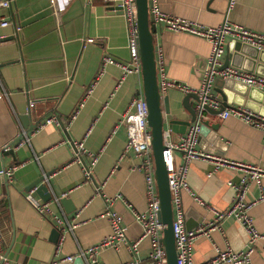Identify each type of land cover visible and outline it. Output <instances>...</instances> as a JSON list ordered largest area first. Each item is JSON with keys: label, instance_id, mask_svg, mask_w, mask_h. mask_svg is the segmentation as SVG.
Wrapping results in <instances>:
<instances>
[{"label": "crops", "instance_id": "0c3cea01", "mask_svg": "<svg viewBox=\"0 0 264 264\" xmlns=\"http://www.w3.org/2000/svg\"><path fill=\"white\" fill-rule=\"evenodd\" d=\"M156 4L164 13L206 26L227 21L264 34V0H232V4L228 0H156ZM110 7L104 0H10L8 8H0V21L11 22L0 26V37L14 36L0 41V168L16 166L12 182L3 181L0 175V230L4 250L12 262L53 264L59 257L74 255L80 248L101 241L111 232L108 220L100 216L106 196L121 195L114 209L123 217L127 237L130 241L141 237L134 214L147 206L144 173L138 168L142 161L133 152L123 153L125 129L116 124L130 100L142 93V75L131 73L122 78L118 66H102L104 54L122 61L129 59L125 19ZM15 25L20 27L18 31ZM153 25V42L166 77L197 89L210 43L160 24ZM237 41L240 42L226 34L224 47ZM224 58L225 52L222 63ZM255 69L256 72L248 73L264 77L259 67ZM166 95L170 116L188 121L190 116L181 103L184 93L170 89ZM76 109L77 114L70 121ZM28 111L34 125L49 116L56 121L37 132L32 133L35 128L28 131L29 141L15 145L14 157L1 155L4 146L25 133L19 115ZM204 119L217 125V133L224 141L222 154L209 153L264 168V135L259 130L232 116L222 118L220 114L204 113ZM184 122L176 124L177 132L171 138L188 130L191 125ZM23 138L22 135L20 140ZM81 140L89 152L98 154L89 179L84 176L81 158L75 155L74 143ZM81 157L85 164L89 163V155ZM211 170L209 161L194 160L189 164L186 181L205 202L202 206L188 192L181 191L185 223L192 225L189 229L213 220L209 206L225 210L230 204L232 192L226 181H237L239 171L222 167L207 177ZM49 172L44 183L53 195L50 206L55 212H63L70 226H74L65 230L58 243L52 242L50 236L52 220L37 214L23 196L30 183ZM260 185L264 194V177ZM63 193L66 195L62 198L70 201L68 214L54 200ZM258 194V187L250 182L245 199L251 200ZM248 213L255 229L263 233L264 200L253 205ZM199 218L202 223L197 225ZM247 240L242 226L226 217L209 230V236L195 239L193 260L204 262L225 248L243 251ZM251 246L249 264H264V240ZM149 249V240L142 238L137 256L125 246L118 251L106 248L94 264H120L134 259L146 264Z\"/></svg>", "mask_w": 264, "mask_h": 264}, {"label": "built area", "instance_id": "2783aa9c", "mask_svg": "<svg viewBox=\"0 0 264 264\" xmlns=\"http://www.w3.org/2000/svg\"><path fill=\"white\" fill-rule=\"evenodd\" d=\"M104 1L111 6L110 9L112 11H120V14L125 19L129 59L127 61H122L110 54H104L101 59L102 66L107 64L118 66L122 71V78L131 73L140 74L141 62L138 53L137 10L135 0ZM151 2L149 16L153 24H160L164 28L174 32H183L200 37L210 43V52L202 70L200 86L197 89L168 79L165 75L163 64L158 58L157 81L161 95L166 94L170 89H177L184 94L189 92L198 93L200 102L196 105V108L201 111L205 105L211 108H218L219 106L217 100L210 98L216 79H232L264 91V77L248 73L232 66L221 67V59L225 52L224 38L226 34L235 36L240 42L246 43L264 52L263 33L255 32L243 26L228 23L227 21L217 26H206L196 21L164 13L158 8L156 0H151ZM228 4H232V0H228ZM9 6L10 0H0V8H8ZM9 24H11V22L8 19H2L0 21L1 27L8 26ZM19 29L20 27L15 25V30L18 31ZM91 88L92 86L88 89L87 94L91 92ZM76 114L77 109L70 116V121L75 118ZM147 115V105L142 93H140L130 100L127 108L121 114L116 124V127L122 126L125 129L126 138L123 153L133 152L142 161L138 168L142 169L144 173L147 206L145 210L135 212L134 214L135 220L139 223L142 230L141 237L134 241H130L127 237V226L124 223L123 217L114 209V203L118 199H122L121 195L106 196L104 198L106 206L100 216L108 220L111 232L98 243L86 248H80L74 255L59 257L54 260L53 264L59 262H72L76 258H82L86 264H93L96 261L97 255L102 250L112 248L118 251L122 246H125L132 255L137 256L139 243L142 238H147L150 244L148 252L149 262L146 264H166V253L161 242L163 225L159 220V197L154 178V165L151 156V133L147 124ZM220 115L222 118H226L227 116L235 117L250 127L259 130L264 135V117L246 107L237 106L225 108ZM54 121H56L55 117L49 116L42 123H39L35 129H33L32 133L41 130L45 125ZM199 132V120L195 124H192L184 134L178 135L176 138H171L172 132L170 129H164L163 131L164 150L162 151V157L167 170L173 210L172 228L177 251V264H249V254L252 251L251 245L257 240H264V232L260 233L255 229L252 218L248 213L253 205L264 200L262 186L260 185V179L264 177V168L256 165L229 161L222 155L218 156L201 150L198 148ZM26 133L27 132L21 134L24 138L19 140L18 144L29 141V137ZM74 146L77 159L79 157L81 158L83 154L89 155L90 157L89 163L83 167L84 176L89 179L91 177L92 168L97 161L98 154L89 152L85 148L83 140L75 142ZM4 149H7V145L4 146ZM194 160L209 161L212 164V170L207 173V177H210L222 167L237 169L240 174L237 181H232L231 179L226 181V185L232 192L229 206L225 210H217L209 206V211L213 214V220L206 225L189 229L185 223L186 218L182 206L181 191L185 190L198 204L205 206V202L191 190L186 181L189 164ZM15 167L16 166L0 168V175H2L6 181L12 182ZM250 182L256 184L259 194L251 200H246L245 193ZM35 189L34 187L25 191L23 196L37 214L56 222L63 233L68 227L72 229L74 226H70L69 220L63 212H55L51 208L49 201L45 202L36 195ZM65 195L66 193H63L60 197H64ZM60 197H55L54 199L57 204H59ZM226 217H231L237 221L247 233L248 240L246 249L233 252L225 248V250L217 251L213 258L201 263H195L191 252L195 239L202 235L209 236V230ZM58 248L59 246L57 250ZM0 264H23L12 262L8 258L3 247V234L1 230ZM120 264H139V262L134 259Z\"/></svg>", "mask_w": 264, "mask_h": 264}, {"label": "water", "instance_id": "95a60500", "mask_svg": "<svg viewBox=\"0 0 264 264\" xmlns=\"http://www.w3.org/2000/svg\"><path fill=\"white\" fill-rule=\"evenodd\" d=\"M151 3V0H135L137 10L138 53L141 62L142 75V95L148 109L147 124L151 133V156L159 197V220L163 225L161 242L166 253V264H177V251L172 228L173 210L167 170L162 157V151L164 150V126L170 129L172 133H176V124L184 121H179L170 116L169 97L167 95H161L159 92L157 81L158 52L157 47L153 42L154 25L149 16V7L151 6ZM118 13H120V11H118ZM12 38H14V36L0 37V41ZM227 66H234L246 72H256L255 68L259 67L261 72H264V52L259 51L255 47L246 43L238 41L234 42L231 46L225 47V58L221 67L224 68ZM210 98L219 102L218 108H211L210 106L205 105L203 110L199 111L196 108V105L200 102V96L198 93H185L181 99V103L190 118L184 123H186V126H190L199 120V147L208 152L222 154L224 141L220 139L217 133V125L209 124V122L204 119V113L218 115L223 112L225 108H230L232 105H239L264 116V91L232 79H217V81L214 82ZM191 100L192 103L190 102ZM19 119L23 124L25 132L35 128L39 122H36L35 125L32 124L29 111L20 114ZM20 137L21 135L14 139L12 143L8 144L7 149H2L1 155L9 154L14 157V147L19 143ZM81 161L86 165L82 157ZM50 174L51 172L45 173V175H40L27 186L26 191L35 187L36 193L43 201H50L53 198V195L48 190L46 183H44V179ZM3 181H5V179H3ZM59 203L64 207L65 213L68 214L70 212V201H68L67 198L61 197ZM200 223H202L201 218L197 220V225ZM52 224L53 228L50 236L52 242L58 243L63 235V231L58 227L56 222L52 221ZM190 227H192V225L187 223V228ZM63 264H84V262L82 258H76L72 262H64Z\"/></svg>", "mask_w": 264, "mask_h": 264}]
</instances>
